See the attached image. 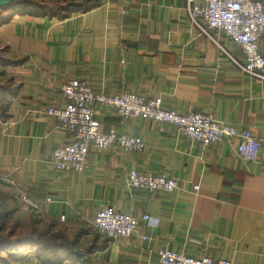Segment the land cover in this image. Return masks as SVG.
Returning <instances> with one entry per match:
<instances>
[{
  "label": "crops",
  "instance_id": "crops-1",
  "mask_svg": "<svg viewBox=\"0 0 264 264\" xmlns=\"http://www.w3.org/2000/svg\"><path fill=\"white\" fill-rule=\"evenodd\" d=\"M32 1L0 25L7 52L0 67L7 65L17 88L8 107L0 102V207L17 211L24 224L36 217L39 227L52 226L48 264H161L162 249L264 264V150L247 163L237 140L203 146L174 126L122 119L99 105L101 131L139 137L143 151L91 145L85 171L58 172L53 152L71 135L40 113L64 107L62 85L78 79L106 96L135 93L180 114L211 115L264 142V80L240 70L242 49L224 34H202L187 0ZM71 5L77 11L66 15ZM260 50L264 56V38ZM131 170L176 179L179 190L132 189ZM22 192L41 204L39 213L25 208ZM108 206L152 219L140 221L132 237L113 240L93 224ZM40 250L34 243L4 255L8 264H45Z\"/></svg>",
  "mask_w": 264,
  "mask_h": 264
},
{
  "label": "built area",
  "instance_id": "built-area-1",
  "mask_svg": "<svg viewBox=\"0 0 264 264\" xmlns=\"http://www.w3.org/2000/svg\"><path fill=\"white\" fill-rule=\"evenodd\" d=\"M187 4L192 23L202 34L212 40L211 31L226 35L245 55V62L237 63L240 70L250 77L264 80V56L260 50L264 38V0H203L202 4L198 0H187ZM61 89L65 106L40 111L56 118L61 128L71 135L68 145L53 152L52 164L58 172L85 171L91 145L101 150L119 146L129 152L143 151L145 142L139 137L119 135L115 130L108 134L101 131V122L96 116L99 105L115 108L122 119L143 117L174 126L189 140L203 146L237 140L239 157L247 163L255 162L264 150V142L252 130H238L220 123L211 115L180 114L163 108L160 100L147 101L135 93L117 96L95 93L84 80H70ZM5 181L11 182L9 179ZM128 183L132 189L149 193L176 192L180 187L176 179L141 174L136 170L129 172ZM19 198L32 213L41 211V204L26 193L22 192ZM151 219L146 215L138 219L108 206L97 212L93 224L109 238L118 240L132 237L138 231L140 221L149 223ZM159 258L161 264H233L229 260L217 261L208 256L192 258L170 249H162Z\"/></svg>",
  "mask_w": 264,
  "mask_h": 264
},
{
  "label": "trees",
  "instance_id": "trees-1",
  "mask_svg": "<svg viewBox=\"0 0 264 264\" xmlns=\"http://www.w3.org/2000/svg\"><path fill=\"white\" fill-rule=\"evenodd\" d=\"M34 5L35 4L33 3L32 0H22L17 3H13L9 6L0 7V13L1 12L3 13V11L5 12L13 11L17 13V11H19L23 7L34 6ZM69 7L67 8L66 15L77 11L76 7H74L73 5ZM44 9L48 10V8L46 7ZM62 9H66V8H61V7L58 8L59 11H62ZM11 14L8 16L0 15V25L2 23H5L6 19L13 15ZM16 91L17 88L14 90H9L8 93L3 92L2 97L0 96V102H3V105L8 107ZM3 118H6L4 114H3ZM16 213L17 211L5 210L0 207V264H8V262L4 258H2L1 256L2 252L14 250L22 246H26L34 243H36L41 249L40 253H42L41 258L43 262L45 264L50 263L51 260L49 257L52 254L51 253L52 240L54 239V236H52V226H50L45 230H42V228L39 226L43 221L41 218H36V220L34 221L36 226L32 228L30 233L18 234L17 231H14V229L9 228V225L16 219L18 220L14 225L15 227L19 226L18 224L21 223L18 217L15 218ZM59 237L61 236H57V238Z\"/></svg>",
  "mask_w": 264,
  "mask_h": 264
},
{
  "label": "rangeland",
  "instance_id": "rangeland-1",
  "mask_svg": "<svg viewBox=\"0 0 264 264\" xmlns=\"http://www.w3.org/2000/svg\"><path fill=\"white\" fill-rule=\"evenodd\" d=\"M4 12L5 11H3V13L1 12L0 15L8 16L13 11L5 12V13ZM6 53H7L6 51H1V49H0V60H1L2 57H4L6 55ZM4 59H6V57ZM6 61H9V63L11 62L9 59H6ZM6 66L7 65L4 64L3 66L1 65V67H0V96L1 97L3 95V92L4 93H6V92L8 93L9 90L16 89L15 81L10 76V73L9 74L7 73ZM17 220L18 219H16L15 221H13L9 225V228L14 229V231H17L18 234L30 233L31 230H32V228L34 226H36L35 225V222H34L36 220V217L28 218V221H25L26 222L25 224H24V222H22L20 220L21 223L18 224L19 226L15 227L14 225L16 224ZM49 226H50L49 224L48 225L45 224V225L41 226V228H42V230H45V229L49 228ZM4 252L1 253L2 258H4L9 263L12 262V258L5 256L4 255Z\"/></svg>",
  "mask_w": 264,
  "mask_h": 264
},
{
  "label": "water",
  "instance_id": "water-1",
  "mask_svg": "<svg viewBox=\"0 0 264 264\" xmlns=\"http://www.w3.org/2000/svg\"><path fill=\"white\" fill-rule=\"evenodd\" d=\"M18 0H0V7L9 6L13 3H17Z\"/></svg>",
  "mask_w": 264,
  "mask_h": 264
}]
</instances>
